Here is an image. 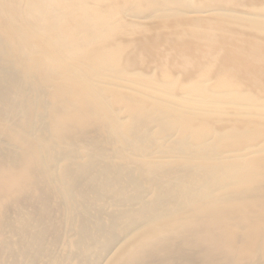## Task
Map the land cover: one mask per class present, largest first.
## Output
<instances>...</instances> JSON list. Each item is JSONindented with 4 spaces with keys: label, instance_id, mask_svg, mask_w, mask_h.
<instances>
[{
    "label": "bare ground",
    "instance_id": "1",
    "mask_svg": "<svg viewBox=\"0 0 264 264\" xmlns=\"http://www.w3.org/2000/svg\"><path fill=\"white\" fill-rule=\"evenodd\" d=\"M0 264H264V0H0Z\"/></svg>",
    "mask_w": 264,
    "mask_h": 264
},
{
    "label": "rangeland",
    "instance_id": "2",
    "mask_svg": "<svg viewBox=\"0 0 264 264\" xmlns=\"http://www.w3.org/2000/svg\"><path fill=\"white\" fill-rule=\"evenodd\" d=\"M125 19L128 21H132L134 23H138V24L144 23V22H150L152 20V19H141V18H138L136 16H131V15L127 16Z\"/></svg>",
    "mask_w": 264,
    "mask_h": 264
}]
</instances>
